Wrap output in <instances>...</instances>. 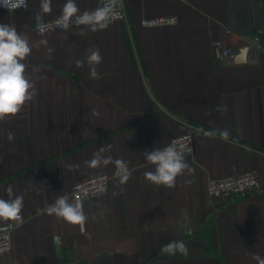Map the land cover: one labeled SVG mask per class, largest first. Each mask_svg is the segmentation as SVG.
<instances>
[{"label":"crops","instance_id":"0c3cea01","mask_svg":"<svg viewBox=\"0 0 264 264\" xmlns=\"http://www.w3.org/2000/svg\"><path fill=\"white\" fill-rule=\"evenodd\" d=\"M102 1L75 3L83 12ZM40 3L0 8V23L29 40L23 62L34 84L32 99L0 121V199L22 196L24 218L0 264H257L254 256L264 258V51L232 41L224 28L264 31V0H125L126 21L106 29L38 34L37 14L59 17L66 0H52L47 14ZM171 15L176 24H142ZM218 38L235 47L233 61L215 57ZM90 48L103 58L95 79ZM189 123L196 128L188 169L171 188L147 180L155 166L144 153L168 145ZM101 146L113 163L90 167ZM115 160L126 162V181ZM249 170L258 176L254 189L229 199L208 195L209 178ZM103 172L111 175L104 193L71 196L76 181ZM61 196L81 203L83 232L48 213ZM178 243L186 254H165Z\"/></svg>","mask_w":264,"mask_h":264},{"label":"clouds","instance_id":"9594fccd","mask_svg":"<svg viewBox=\"0 0 264 264\" xmlns=\"http://www.w3.org/2000/svg\"><path fill=\"white\" fill-rule=\"evenodd\" d=\"M117 0H106L103 6L93 11L79 12V8L75 0H66L62 9V14L55 20V26L64 30H69L73 26H87L91 31L106 29L109 24L122 18L116 9ZM52 0H41L40 10L42 13H50ZM0 6L4 8H15L17 0H0ZM26 6V5H25ZM39 23L38 31L44 33L48 31L52 25L42 22V17L38 13L36 17ZM83 31L81 35H83ZM40 43L47 44L46 40ZM32 48L26 35L19 33L14 25L0 23V121L6 117L16 115L22 106L32 99L33 93L30 91L34 88V84L26 76L27 65L23 62L30 55ZM52 49H49L51 53ZM102 56L98 48H90L87 50L86 62L89 68V76L92 79L97 78V66L102 62ZM77 68L85 67V61L77 59L75 61ZM94 116L99 113L94 111ZM223 135L227 136L225 131ZM11 138V137H10ZM106 151L105 146H101L98 152L93 154V158L86 163L90 167H97L101 164L108 165L113 163L111 157L104 158L101 154ZM146 160L155 166L154 171L144 173V176L150 182L166 187H174L176 178L183 174L188 165L184 161V156L177 149L169 145L163 149H156L145 152ZM117 172L116 175L121 181H126L130 175L128 166L123 160L114 161ZM9 197H13V189L11 186L7 188ZM23 208V197L15 196L10 199H0V219L19 220ZM50 215L54 214L66 222L79 225L81 231L87 220L82 205L79 202L70 203L67 197H58L55 203L48 208ZM187 253V248L183 243L169 244L165 246V254H173L175 251ZM253 259L257 264H264V258L254 256Z\"/></svg>","mask_w":264,"mask_h":264},{"label":"built area","instance_id":"2783aa9c","mask_svg":"<svg viewBox=\"0 0 264 264\" xmlns=\"http://www.w3.org/2000/svg\"><path fill=\"white\" fill-rule=\"evenodd\" d=\"M106 3V0L102 1V5ZM26 5V6H25ZM28 0H17V6L15 8H0L9 10H19L26 9L28 7ZM120 13V19L118 21H126L127 19V9L125 0H117L116 9ZM93 11V10H92ZM85 12V11H83ZM80 12V13H83ZM55 18L43 19L42 22L45 24H50L52 27L41 33L38 31L39 23H35V30L38 34H45L56 30H61L62 28L55 26ZM178 22V17L175 15L171 16H159L153 18H144L142 24L144 26H164L172 25ZM224 33L233 38L232 41L244 42L248 46L254 47L257 51H264V31L254 32L250 36L238 34L229 27L224 28ZM213 51L215 57L218 60H231L235 59L237 54L235 47L231 43H226L222 38L215 39L213 41ZM187 130L183 133L173 137L168 145L162 147L161 149L172 145L177 151L181 152L184 157L193 155L194 153V141H193V130L196 125L189 123ZM111 180V175L108 173H97L88 176L82 180L76 181L71 189V196L76 200H83L93 197L98 194L104 193L108 187ZM259 184L258 176L256 172L249 170L236 175H229L225 177H211L207 181V193L210 197L215 198H233L254 189ZM23 216L20 214L19 220H8L0 223V255L10 253L13 249V232L14 230L23 222Z\"/></svg>","mask_w":264,"mask_h":264},{"label":"trees","instance_id":"16d2710c","mask_svg":"<svg viewBox=\"0 0 264 264\" xmlns=\"http://www.w3.org/2000/svg\"><path fill=\"white\" fill-rule=\"evenodd\" d=\"M209 130H211V129H209Z\"/></svg>","mask_w":264,"mask_h":264}]
</instances>
